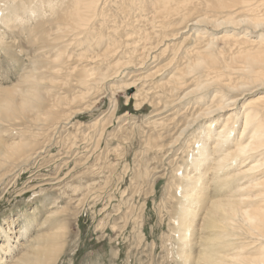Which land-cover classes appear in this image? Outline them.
I'll return each mask as SVG.
<instances>
[{
	"label": "rangeland",
	"instance_id": "rangeland-1",
	"mask_svg": "<svg viewBox=\"0 0 264 264\" xmlns=\"http://www.w3.org/2000/svg\"><path fill=\"white\" fill-rule=\"evenodd\" d=\"M119 1L123 0H108L106 3L108 5H106L107 12H111L113 15L117 11L118 5L120 6ZM0 4L2 5V2ZM127 11L126 8L123 13L118 11L112 19H107L109 22H104L106 24H102L100 19L95 20L94 31L97 32L96 29L100 28L118 42L124 40L128 34H133L131 40H138L136 35L131 33V27L126 26L132 23L138 34L146 31L151 36L159 33L161 35L160 23L154 21L152 25L149 24L148 15L145 16V12L136 19V14L133 15V12L128 17ZM33 20H27L23 24L25 28L23 26L15 27L18 28L16 31L15 28L6 30L0 26V30L5 32L2 43L6 44H2L3 47L0 46L1 92L10 88L14 90L16 86L17 89H21V82L27 72L34 73L33 76L37 79L41 78L42 75L39 71L34 70V66L38 65L46 69L47 62L56 58L57 53L53 49H43V54L39 45L41 44V40H39L41 35L38 33L41 19ZM151 28L154 32L156 31L155 34ZM111 29L117 32L113 34ZM176 33V28H172V30L166 31L167 36L161 35L163 40H161V36H159V41L156 37H151L150 41L154 45H152V50L141 49L142 47L137 46V53L148 54L147 57L144 55L145 66L143 64L142 69L134 72L133 68L127 65V72L124 69L117 75H109L110 77L108 76L101 84L93 86V91L88 92L86 97L82 98L83 100H73L84 91L76 83L77 71L82 67H95L100 71H105L109 63L111 65L117 59L122 61L121 57L124 59L127 48L118 44L116 51L120 49L119 47L121 49L114 57L115 60H111L113 56L110 58L107 56L100 63L97 60V55L102 51L93 44L94 39L88 40L91 45L89 46L87 43H82L84 35H74L71 38L72 43L66 41L65 45L63 41L62 44H59L63 46H59V48L61 47L59 53L64 52V54L61 53L64 56L60 62H52V64L50 62L49 71H52L50 79L53 85L43 89L48 98L44 99L42 110L38 111L39 113L29 111L26 113L27 116L9 119L5 124L0 123L1 142L13 143L25 140L31 142L34 149L33 152H29L27 157L25 155L16 161L13 160L0 169V243L3 242L2 248L4 247L7 254L8 264H13V258H19L18 255L27 253L28 248L34 247L32 244L35 243L34 239L37 236L41 237L49 233L57 236V231H60L58 234L62 235V239L59 240L62 248L52 264H182L176 254L179 250L177 245L179 234L175 226L178 213L175 175L183 171L188 164L187 159H189V152L192 149L186 150L188 148H184L183 141L191 136V131L184 132L185 135L183 134L178 141L177 136L174 135H177L178 132V135L181 133L180 130H177L180 128L179 126H182L188 118L192 119L189 114L194 105H197L194 109L200 105L195 101V97L188 96L186 100L182 101L184 103L186 101L188 106L182 107L179 103L173 105L175 109L172 106L166 110L162 109L165 101L171 102L173 99L176 102L183 96V92L177 91L178 94L172 95L174 98L171 97L164 82L173 71L177 73L185 67L182 57L187 50L194 46L192 38L182 42V47H177L179 41H182L177 38L174 42L176 46H174L173 40L170 39ZM160 41L162 42L159 44ZM164 44H168L169 48L159 54L156 49L163 48ZM127 45L128 47L132 46L130 42ZM81 54L85 56L83 57ZM153 55H156L155 59ZM82 61L83 63H81ZM79 63L81 64L79 65ZM164 64L166 67H161ZM66 65L67 67H65ZM155 66L161 68V73L157 72L156 75L154 74L153 77L146 78L142 82L143 77L153 72ZM174 68L176 72L173 70ZM67 75L69 81L66 80L64 83V78ZM131 80L136 82L132 88L127 90L120 88L123 84H129ZM42 82H48V79H43ZM194 83L195 80L188 81L186 88L188 86L189 88L186 90L194 88L192 86ZM118 87L120 89H116ZM153 90L155 91L153 92ZM134 92L141 93L139 95L141 98L139 96L132 98ZM160 92L164 93L160 94ZM202 94L206 98L209 97L207 92H202ZM2 97L3 95L0 94L1 99ZM58 97L63 103L57 108L53 119H46L45 113L51 106V100L58 99ZM71 100L73 101L70 102ZM114 100H116L115 110L112 107ZM189 102L194 105L191 103L193 106H190ZM206 105L208 104L206 103ZM187 107L190 110L185 112ZM240 109L238 106V112ZM176 112L182 113L183 116L178 113L179 116H177ZM39 114L40 116H38ZM175 116L182 119L185 117L186 120L177 119ZM32 117H40V123L37 126L32 124ZM175 118L178 120L177 122ZM176 126L178 127L176 128ZM37 128L40 130L37 131ZM165 130L168 132L166 133ZM34 133H36L34 135L36 138L31 136ZM168 135H171V139ZM172 136L176 138L177 142L173 146L170 144L173 142ZM184 136L187 138L185 139ZM166 137L169 140L165 139ZM259 176L248 182H255ZM51 214L56 215L50 221L48 216ZM25 218L34 219L29 229L24 227ZM197 221L199 222L200 218ZM43 223L49 225L50 228L45 229L46 225L42 226ZM53 225L59 227L55 228ZM27 229L29 230L26 234L28 237L25 239L23 233ZM3 230L10 231L11 240L6 241V237L1 235ZM7 242H10L11 246H16L17 249L11 252L12 249L7 245Z\"/></svg>",
	"mask_w": 264,
	"mask_h": 264
},
{
	"label": "bare ground",
	"instance_id": "bare-ground-1",
	"mask_svg": "<svg viewBox=\"0 0 264 264\" xmlns=\"http://www.w3.org/2000/svg\"><path fill=\"white\" fill-rule=\"evenodd\" d=\"M107 1H0V3L2 2V5L0 4L1 27L6 30H13L15 27H24L25 25L23 24L27 20L41 19L42 24L40 23L38 27V33L41 35L39 39L41 40V44H39L40 49L43 51V54V49H53L57 53L56 58L54 57L55 59H47L51 61L47 62L46 69L38 65L36 67L34 66V70L39 71L40 75H42L41 78L37 79L33 76L34 73L30 74L27 72V75L24 76L21 82V89H17L16 86L14 90H11V88L8 90L6 88L7 90L0 91V94L3 95L2 99L0 98V123L5 124L9 119L24 115L27 116L26 113L29 111L38 112L42 110L44 99L47 97L43 89L53 85L50 79L52 77V71H49L51 68L50 62L51 64L52 62H60L62 56H64L61 53L64 54V52L59 53V49H61L59 46H62L59 44H62L63 41L65 45L66 41L72 43L73 40L71 38L74 35H84L82 43H87L88 45L90 44L88 40L90 38L94 39L93 44L102 51L101 54L97 55V60L100 63L107 56L109 58L113 56L111 60L114 59L116 54H118V50L121 49L119 47L120 49L116 51L118 44L120 46L124 45V48H127L125 50L127 53L123 50L125 52L124 59L121 57L120 60L122 61L117 59L115 63L111 65L109 63L105 71H100V69L95 67H82L81 70L77 71L76 83L84 91L73 98V100H83L82 98L88 92L93 91V86L96 87L97 84H101L109 75H117L124 69L126 71L128 68L126 67L127 65L131 66L134 72L142 69L145 56L148 54H145V52L137 53V46L142 47L141 49L152 50L153 44L150 41L151 37H156L158 40L161 35L167 36L165 34L167 30L176 28L177 33L170 39L173 40L174 46H176L174 42L177 38L182 40L181 42L179 41L180 45L177 43V47H182L183 44L181 45V43L189 39L191 40V38L194 46L190 50H187L182 57L185 67L177 71V73L173 71V73L169 74V77L167 76L168 78L164 82L166 88L169 89L171 97L177 91L183 92V96L177 99L176 102L171 99V102L165 101L164 103L162 100L165 104H163L164 107L162 109L166 110L169 106L175 109L173 105L179 103L180 106L185 107L187 105L186 101L185 103L182 101L186 100L188 96L195 97V101L200 105H198L199 107L197 109H194L197 105L191 102L194 105L189 114L192 119L188 118L189 121L188 119L185 121L186 118L184 117V128H182L183 125L181 124L182 126H179L180 128L177 129L181 133L179 135V132L177 135L173 134L175 137L177 136L178 141L184 132L191 131V136L188 139L184 136L186 140L183 141V146L185 144L184 148H188L186 150H189V148L192 149L189 152L190 157L187 159L188 164L186 168H183L184 170L179 174H174L176 177L175 181H177L176 192L178 191V213L177 215L175 214V226L179 234L177 239L179 250L177 251L176 248L178 257L176 258L181 260L182 264H264V0H123L122 2L119 1L120 6L118 5L117 11L115 13L113 12V15H111V12H107ZM16 2L19 4L16 5ZM125 8L128 9V17L133 12V15L136 14V19H138L137 17L145 12L144 15H148L147 21L149 24L152 25L154 21L160 23L162 27L161 35L160 33L155 34L156 31L154 32L152 28L151 30L155 34L153 36L149 35L150 33L146 31H140L141 33L138 34L135 26H132V23L126 26L131 27V33H134L138 40H131L133 34H128L126 38L123 37L124 40H119L118 42L115 38L109 36L108 33L105 34L100 28L99 30L96 29L97 32L94 31L93 26H95V20L100 19L102 24H106L104 22L108 21L107 19H112L118 11L123 13ZM46 12H48V16ZM141 19L139 20L141 21ZM134 21L137 22V20ZM42 25L43 28H41ZM17 29L15 28V31ZM0 31V35H2L0 36V46L3 47L2 44L6 45L2 43L5 32ZM112 31L113 34L117 32L116 30ZM224 33L228 34L224 35ZM162 36L161 40H163ZM119 38L121 39V37ZM22 40L24 41V39ZM25 41L27 42V40ZM129 42L132 44L131 47L127 45ZM147 46L149 47L147 48ZM155 46L157 47L158 44L156 43ZM162 46L164 47L159 49L155 48L159 54L164 53L169 48L168 44ZM176 49L178 50L179 48ZM43 57L46 56L43 55ZM153 58L155 59L156 55H153ZM44 61H46L45 58ZM161 67L165 68L166 65H161ZM155 68L156 66L153 72L143 77L142 82L146 78L153 77L155 73L160 72V67ZM43 79H48V82H42ZM64 79V83L66 80L68 82L69 76H65ZM193 80H195L194 85H192L194 88L190 87L192 88L191 90H186L189 88V86L186 88L188 81L191 82ZM134 82V80H131L129 84H123L120 88L125 90L132 88ZM16 83L19 84V82ZM138 83L140 82L138 81ZM120 88L118 87L116 89ZM134 88L137 89L135 86ZM202 92H207L209 97H204ZM162 93L160 92V94ZM140 94L134 92L132 98H136ZM51 101V106L45 113L46 119L49 120L54 118L58 110L57 108L63 103L62 100H59V97ZM191 103L190 106L192 105ZM238 106L241 108L239 112ZM112 107L113 110L116 109V100H114V106ZM189 110L188 107L185 108V112ZM178 114L177 116H183L182 113ZM176 118V122L178 121L177 119H182ZM31 122L37 126L40 123V117L31 119ZM39 130L37 128V131ZM165 131L163 132L165 133ZM171 135H168L169 138ZM161 138L162 136L160 140ZM165 139H168V137ZM175 139L173 138V142L170 141L172 142L170 143L172 146L177 143ZM30 143L25 140H19L13 143H3L0 141V169L5 164L13 160L16 161L25 155L27 157L29 152H33V146ZM257 176L259 177L255 182H248ZM55 215H47L48 220L51 221V218H54ZM199 218L200 221L198 222L197 220ZM24 221V227H28L29 229L34 219L25 218ZM45 223L42 226L46 225ZM53 226L55 228L59 227ZM48 228H50L49 225H46L45 229ZM28 229L25 232L23 231V235L25 236L23 238L25 239L28 237L26 236L29 231ZM58 233L60 231H57V236H54L55 234L52 233L42 235L41 237L36 235L37 237L34 239L35 243L32 244L34 247L29 246L30 248H28L29 251L27 253L18 255L19 258L17 259L13 258V264H52L62 248L59 241L62 239V235ZM1 235L6 237V241L12 239V237H9L10 231L3 230ZM2 244L3 242L0 243V264H8L7 254L4 247L2 248ZM7 245L11 247V252L17 249L16 246H11L10 242H7Z\"/></svg>",
	"mask_w": 264,
	"mask_h": 264
}]
</instances>
